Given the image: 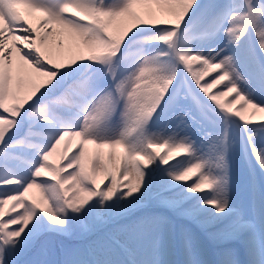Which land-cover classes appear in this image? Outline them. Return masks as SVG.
Here are the masks:
<instances>
[{
  "label": "snow or ice",
  "instance_id": "snow-or-ice-1",
  "mask_svg": "<svg viewBox=\"0 0 264 264\" xmlns=\"http://www.w3.org/2000/svg\"><path fill=\"white\" fill-rule=\"evenodd\" d=\"M0 264H264V0H0Z\"/></svg>",
  "mask_w": 264,
  "mask_h": 264
},
{
  "label": "trees",
  "instance_id": "trees-1",
  "mask_svg": "<svg viewBox=\"0 0 264 264\" xmlns=\"http://www.w3.org/2000/svg\"><path fill=\"white\" fill-rule=\"evenodd\" d=\"M69 243H72L73 245L81 243L80 241H70Z\"/></svg>",
  "mask_w": 264,
  "mask_h": 264
},
{
  "label": "rangeland",
  "instance_id": "rangeland-1",
  "mask_svg": "<svg viewBox=\"0 0 264 264\" xmlns=\"http://www.w3.org/2000/svg\"><path fill=\"white\" fill-rule=\"evenodd\" d=\"M33 191H35V190H33ZM37 195H38V193H37Z\"/></svg>",
  "mask_w": 264,
  "mask_h": 264
}]
</instances>
